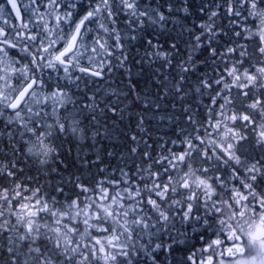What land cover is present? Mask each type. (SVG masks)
<instances>
[{
  "label": "snow or ice",
  "instance_id": "1",
  "mask_svg": "<svg viewBox=\"0 0 264 264\" xmlns=\"http://www.w3.org/2000/svg\"><path fill=\"white\" fill-rule=\"evenodd\" d=\"M32 3L0 4V264H264V0Z\"/></svg>",
  "mask_w": 264,
  "mask_h": 264
},
{
  "label": "trees",
  "instance_id": "2",
  "mask_svg": "<svg viewBox=\"0 0 264 264\" xmlns=\"http://www.w3.org/2000/svg\"><path fill=\"white\" fill-rule=\"evenodd\" d=\"M76 1H78V3L79 4H81V5H84L85 7L88 5V3H89V0H76ZM82 1V2H81ZM197 2H198V0H197ZM179 15H182V14H179ZM193 19H194V17H187L186 19H184L183 20V23L185 24V25H187V26H191L192 25V21H193ZM198 23V22H197ZM174 27H179V25H173V23L171 22V21H169L166 25H165V31H168V30H172ZM148 31L149 32H157V33H159V32H161V29L159 28V26L158 25H154V26H152V27H150V28H148ZM137 47H140V45H138V44H136V45H134L133 46V51H132V55H135V48H137ZM141 52H142V49H141ZM93 85H91L90 84V87H92ZM97 86H100V87H103L104 85H103V83H101V84H99V85H97ZM81 87H83V84L81 85ZM164 131H166V132H169V134H171V131H170V129L167 127V125H164ZM160 134H163V133H160ZM67 147H69V145L68 144H65V148H67ZM74 157H75V148L73 147V151H72V153L71 154H69V155H67V157H66V159L68 160V161H71L72 159H74ZM192 242H195V241H192Z\"/></svg>",
  "mask_w": 264,
  "mask_h": 264
},
{
  "label": "flooded vegetation",
  "instance_id": "3",
  "mask_svg": "<svg viewBox=\"0 0 264 264\" xmlns=\"http://www.w3.org/2000/svg\"><path fill=\"white\" fill-rule=\"evenodd\" d=\"M17 1H18V6L21 10V16L24 19V21L26 22L31 15L32 9L35 8V5L32 3V0H17ZM44 2H45V0H40L41 4H43ZM65 2H78V1H76V0L75 1L65 0ZM0 4L6 5L5 0H0ZM5 12L7 14L6 19L8 20V27H10L13 23H15L17 25L20 23V21H17L15 19L12 12H10V9L8 8V6H6ZM0 26H4L3 21H0Z\"/></svg>",
  "mask_w": 264,
  "mask_h": 264
},
{
  "label": "rangeland",
  "instance_id": "4",
  "mask_svg": "<svg viewBox=\"0 0 264 264\" xmlns=\"http://www.w3.org/2000/svg\"><path fill=\"white\" fill-rule=\"evenodd\" d=\"M72 1H75V0H72ZM4 15H5V18L7 17V14H6V12L4 13ZM90 86V85H89Z\"/></svg>",
  "mask_w": 264,
  "mask_h": 264
},
{
  "label": "water",
  "instance_id": "5",
  "mask_svg": "<svg viewBox=\"0 0 264 264\" xmlns=\"http://www.w3.org/2000/svg\"><path fill=\"white\" fill-rule=\"evenodd\" d=\"M18 4V3H17ZM9 7V9H10V6H8ZM12 14H13V16L15 17V13L14 12H12Z\"/></svg>",
  "mask_w": 264,
  "mask_h": 264
},
{
  "label": "bare ground",
  "instance_id": "6",
  "mask_svg": "<svg viewBox=\"0 0 264 264\" xmlns=\"http://www.w3.org/2000/svg\"><path fill=\"white\" fill-rule=\"evenodd\" d=\"M22 2V1H21Z\"/></svg>",
  "mask_w": 264,
  "mask_h": 264
}]
</instances>
